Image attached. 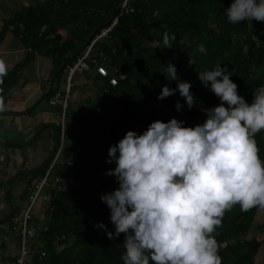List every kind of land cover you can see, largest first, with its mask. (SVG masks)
Here are the masks:
<instances>
[{"label": "trees", "instance_id": "16d2710c", "mask_svg": "<svg viewBox=\"0 0 264 264\" xmlns=\"http://www.w3.org/2000/svg\"><path fill=\"white\" fill-rule=\"evenodd\" d=\"M123 1L35 0L16 11L4 23L3 32L12 25L18 35V27H22L24 43L40 49L43 43L46 53L56 61L60 83L64 66L112 23ZM231 3L232 0H131L134 11L122 15L109 34L96 42V51L108 57L110 74L122 70L126 78L112 86L109 77H101L96 71L83 72L84 80H92L96 98H85L83 104L75 101L81 113L74 122L67 119L73 141L66 144L65 157L72 159L73 164L67 171L61 169L60 174L72 178L73 183L56 194L49 221L40 230L47 253L45 262L124 264L125 234L108 237L107 231L114 232L115 226L109 207L100 198L118 186L115 176L106 174L115 167V162H108L109 148L129 129L142 133L156 119L167 121L175 116L193 126L203 122L206 113L202 109L219 104L220 98L203 84L198 71L227 64L238 92L249 102L254 90L264 85V21L230 23L225 9ZM165 32L176 36L171 48L163 45ZM255 34H260L259 41L253 38ZM201 45L203 52L199 50ZM190 57L195 64L189 62ZM170 61L177 65L180 79L192 82L191 90L198 98L192 108L178 91L158 98L165 84L177 86V81H170L162 72ZM12 83L10 76H4L0 80L2 93L8 92ZM59 89L60 86H53L48 98ZM177 101L183 104L181 110L176 108ZM97 106H101V111ZM76 112L73 109L72 113ZM256 139L264 158V130L256 134ZM101 221L107 229L96 227ZM254 229L264 232V207L242 211L237 204L226 210L213 234L222 264H257L264 243L255 235L249 237ZM61 235L66 236V245L56 250L53 240Z\"/></svg>", "mask_w": 264, "mask_h": 264}, {"label": "clouds", "instance_id": "9594fccd", "mask_svg": "<svg viewBox=\"0 0 264 264\" xmlns=\"http://www.w3.org/2000/svg\"><path fill=\"white\" fill-rule=\"evenodd\" d=\"M225 11L232 24L264 21V0H232ZM175 40V34H163L164 47ZM189 62L195 64L192 57ZM7 72L0 59V80ZM162 72L177 86L165 84L159 99L178 91L189 108L198 104L192 82L180 79L176 64L168 62ZM198 73L220 98L202 109L203 122L156 119L142 133L129 129L109 148L108 162L115 167L106 174L115 176L118 186L100 198L115 226L108 237L125 234L124 264H222L213 234L226 210L237 204L242 211L264 207V158L256 139L264 130V85L249 102L227 64ZM176 108H183L181 101ZM96 227L107 229L103 221Z\"/></svg>", "mask_w": 264, "mask_h": 264}, {"label": "crops", "instance_id": "0c3cea01", "mask_svg": "<svg viewBox=\"0 0 264 264\" xmlns=\"http://www.w3.org/2000/svg\"><path fill=\"white\" fill-rule=\"evenodd\" d=\"M4 1L0 0V59L6 62L8 72L5 76H10L13 83L8 92L0 90V264H12L19 251V241L10 216L21 214L26 208L21 201L24 197L28 201L32 189L45 173L42 172L56 150L61 126L59 107L42 103L46 98L49 101L47 95L57 79L56 61L46 53L47 47L43 43L41 49L32 43H24L22 27H18L21 32L18 35L12 25L3 32L4 23L24 7L14 5L18 0H13L14 4L12 0ZM63 32L67 33L66 30ZM77 74H83L81 79H85L83 72ZM81 83L78 81L75 85ZM58 86L59 90L64 89V77ZM71 100L79 101L75 93ZM5 185H9L8 190L18 197L17 205L3 197L7 190ZM45 197L46 193L37 201L32 213L31 222L39 227V231L50 218Z\"/></svg>", "mask_w": 264, "mask_h": 264}, {"label": "built area", "instance_id": "2783aa9c", "mask_svg": "<svg viewBox=\"0 0 264 264\" xmlns=\"http://www.w3.org/2000/svg\"><path fill=\"white\" fill-rule=\"evenodd\" d=\"M130 1L131 0H124L112 23L97 34L89 44L83 46L81 48V53L77 55V58L73 62L67 63L64 66L63 72L66 81L64 89L58 90L54 96L49 99L50 105L60 107L59 124L61 129L57 134L56 150L48 163L44 176L38 180L32 189L26 208L21 214L13 213L10 216L12 229L18 234L19 241V251L16 260L12 264H48V262L44 261V257L47 253L42 243L43 236L38 228L31 222L33 208L48 184L51 185L53 191L47 193L45 203L47 207H51L56 194L65 190L69 184L73 183L72 178L58 174L56 167L59 164V157H61L67 144L66 113L71 104L72 91L75 84L74 78L76 74L78 72L95 70L101 77H109V83L112 86L118 85L121 79L126 78V73L123 71L116 70L113 75L110 74L109 68L106 64L108 62V57L105 54H99L95 49V44L109 34V32L118 24L122 15L134 11V7L130 5ZM96 109L101 111V106H97ZM72 164V159H67L63 169L67 171L68 167ZM65 238V235L54 238L53 245L56 250H62L65 247L66 244L63 242Z\"/></svg>", "mask_w": 264, "mask_h": 264}, {"label": "rangeland", "instance_id": "374dc122", "mask_svg": "<svg viewBox=\"0 0 264 264\" xmlns=\"http://www.w3.org/2000/svg\"><path fill=\"white\" fill-rule=\"evenodd\" d=\"M18 1H15L16 3L14 4L13 3V0H12V3L14 5H16V6L24 5V7H28L30 4L34 3L35 0H18ZM1 9L2 8L0 7V11H1ZM2 11H4V10H2ZM253 38L255 40H257V41H259V39H261L260 38V34H255ZM90 72L94 74L95 73V70H91ZM83 76H84L83 74H80V75L77 74L75 76L74 81L75 82L81 81L82 83L80 85H76V87H75L76 90H73L72 91V97H73V94L75 93V96H76L77 99H79V102H82V100H84V98H88V97H90V98H92L94 100L96 98V93L93 91L94 84L92 83V80H84V79H81V78H83ZM77 79H78V81H77ZM83 82H85L87 84V85L85 84L86 87H83V84H84ZM58 85H59V78L57 77V79L54 82V87L57 88ZM62 87H63V85H62ZM72 97H71V99H72ZM48 102L49 101H47V98L42 100V103L43 104H46L47 105ZM83 102H82V104H83ZM72 104L73 105L69 108L68 117H67L69 123L70 122H74L75 118L81 113L80 110H78L80 107H78L75 102H72ZM73 109H75L77 111L74 114L72 113ZM67 128H68V131H67V135H66L67 136V139L66 140L68 141V143H67V146H68V144L73 141V134H70L69 125H68ZM65 151H66V148L63 150L61 157H59V164L57 165V169H63L64 166H65V161L67 160V158L65 157ZM61 161H64L62 165H60V162ZM4 187L7 190H6V196H3V197L6 198V199L10 198L12 200L13 204H16L17 205L18 200H19L18 197L14 194V192H10L8 190L9 189V185H5ZM21 203L24 206L27 205L28 204L27 198L24 197L22 199ZM32 215H34V214H32ZM253 235H255L258 238V240H260V242H263L264 243V232H261V231H258L256 229H254L249 234V237H251ZM261 250H262V252L259 254V256L257 258V264H264V248H262Z\"/></svg>", "mask_w": 264, "mask_h": 264}]
</instances>
